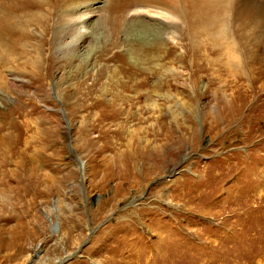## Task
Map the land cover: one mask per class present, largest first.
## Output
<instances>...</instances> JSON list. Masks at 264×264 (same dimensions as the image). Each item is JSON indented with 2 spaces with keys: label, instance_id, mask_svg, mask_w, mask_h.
I'll return each instance as SVG.
<instances>
[{
  "label": "rangeland",
  "instance_id": "1",
  "mask_svg": "<svg viewBox=\"0 0 264 264\" xmlns=\"http://www.w3.org/2000/svg\"><path fill=\"white\" fill-rule=\"evenodd\" d=\"M77 3L72 17L59 6L36 11L48 21L30 23L32 47L0 62V128L10 149L20 145L0 183V264H264L259 70L241 91H226L237 73L220 70L225 58L211 61L209 77L188 78L184 0L138 11L130 0ZM74 16L82 22L71 26ZM153 48L169 58L143 68L179 74L175 91L119 120L93 108L117 67L103 53L133 66L136 51Z\"/></svg>",
  "mask_w": 264,
  "mask_h": 264
},
{
  "label": "bare ground",
  "instance_id": "2",
  "mask_svg": "<svg viewBox=\"0 0 264 264\" xmlns=\"http://www.w3.org/2000/svg\"><path fill=\"white\" fill-rule=\"evenodd\" d=\"M71 1L68 3L69 0H0V55L2 54L0 62L3 63L8 58V53L15 50L16 47H32L28 45L35 41V34L29 29L30 23L44 25L48 21V15L41 16L36 11L47 7V14H51L52 9L59 6L62 16L64 13L70 12V17H72V12L75 9L79 11L80 4L77 3V0L72 3ZM157 1L130 0L133 4L126 6V8L132 7L130 11H138L145 8L149 3ZM184 2H188L183 8L186 11L180 9L178 16L183 23L180 28L181 41L185 42L186 47V53L181 57V62L183 65H186V62L191 64V72L188 78L191 77L195 82H198L204 77H209V72L214 66L211 61L222 62L224 58L226 62L220 66V70L226 73L225 66H229L232 72L237 73V78L234 81H237L236 87L228 86L226 91L231 89L246 90L247 87H244V82L246 79L248 80L250 72H255V70H259L255 81L264 77V0H184ZM174 6L179 8L176 4ZM148 13L153 18H159L158 16L162 15L158 11L149 10ZM26 17H32V20L28 21ZM76 17L74 16L73 22L69 18L68 24L76 26L82 22L80 17ZM187 20H191V22L187 23ZM125 24L126 20L124 19L123 25ZM127 24L128 29L133 26L132 23ZM153 49L136 51V61L133 66L126 62L125 55L118 54L108 58L103 53V61L117 64V67L116 70L114 69L115 71L108 68L107 82L109 83L106 85L108 87H103V91L105 90L106 93L109 92V89L111 90V97L109 99L104 98L103 96L106 94H103L101 90L102 92L93 100V108L98 106L105 113L113 114L114 120L117 118L119 120V116L123 114V111L126 112L127 108L131 113L133 110L136 111L135 106L142 99L149 100L154 96L153 94H157L163 99L169 97L168 95L172 93V90L175 91V87L171 85L175 86L174 82L177 83L178 79L176 78L179 74L171 73L168 75L167 71L155 72L143 68V64L146 65V63L148 65L153 62L164 63L168 60L170 52L167 50L163 52L160 48ZM228 72L231 71L228 70ZM98 75L101 76L102 74ZM209 83L213 84L212 82ZM91 91L85 94L86 99L91 96ZM195 93L199 95V91L196 90ZM204 93L214 95L212 89ZM138 123L143 124V120L139 119ZM4 136V130L0 128L1 186H7L4 181L7 178L9 162H15L20 155V145L10 149L6 145L9 142Z\"/></svg>",
  "mask_w": 264,
  "mask_h": 264
}]
</instances>
